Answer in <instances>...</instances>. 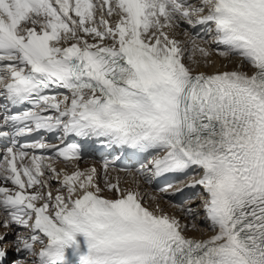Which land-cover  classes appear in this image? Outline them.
<instances>
[{
  "label": "snow or ice",
  "instance_id": "6c2138e0",
  "mask_svg": "<svg viewBox=\"0 0 264 264\" xmlns=\"http://www.w3.org/2000/svg\"><path fill=\"white\" fill-rule=\"evenodd\" d=\"M0 264H264V0H0Z\"/></svg>",
  "mask_w": 264,
  "mask_h": 264
},
{
  "label": "bare ground",
  "instance_id": "6f19581e",
  "mask_svg": "<svg viewBox=\"0 0 264 264\" xmlns=\"http://www.w3.org/2000/svg\"><path fill=\"white\" fill-rule=\"evenodd\" d=\"M179 38L183 39V37H179ZM217 58L219 60H217ZM212 60L214 61V63H213V65H212L211 68L218 67V66H220V67L223 68V65L226 63L221 58L215 56V54L213 55ZM236 64H237V61L234 59L232 63L227 64V69H233V68H235L236 67ZM211 68H200V69H211ZM244 70L249 71V72L251 71L250 68H245ZM120 175L122 176V174H120ZM122 186L123 187H135L132 184V182H131V178H125V184L122 185ZM143 187L144 188H149L148 185H144ZM147 206L152 207L151 204H148ZM161 206L164 208V210L166 212H168L170 214H172L174 212V210L172 208L168 207L167 203L164 202V201H161ZM175 214L178 215V216L181 215V213H179V212H176ZM189 235H197V236H199L200 234L199 233H196V232H190ZM204 235L207 236V235H210V233H205Z\"/></svg>",
  "mask_w": 264,
  "mask_h": 264
}]
</instances>
